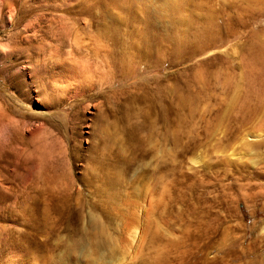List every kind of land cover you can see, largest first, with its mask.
I'll use <instances>...</instances> for the list:
<instances>
[{
    "label": "rangeland",
    "instance_id": "rangeland-1",
    "mask_svg": "<svg viewBox=\"0 0 264 264\" xmlns=\"http://www.w3.org/2000/svg\"><path fill=\"white\" fill-rule=\"evenodd\" d=\"M262 37L264 0H0V264H264Z\"/></svg>",
    "mask_w": 264,
    "mask_h": 264
},
{
    "label": "bare ground",
    "instance_id": "bare-ground-1",
    "mask_svg": "<svg viewBox=\"0 0 264 264\" xmlns=\"http://www.w3.org/2000/svg\"><path fill=\"white\" fill-rule=\"evenodd\" d=\"M252 60L255 66L259 68V75H264V37H262V40L259 44V48L256 50V52L252 53ZM245 137H247V135L243 136V139L245 140L244 143L250 144L252 147L253 144H255L252 142L254 140L246 139ZM258 137L260 138V136L255 135L253 138H256L257 140ZM246 147H248V145ZM262 250H263V246L259 248V252L261 253Z\"/></svg>",
    "mask_w": 264,
    "mask_h": 264
}]
</instances>
